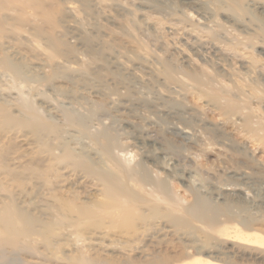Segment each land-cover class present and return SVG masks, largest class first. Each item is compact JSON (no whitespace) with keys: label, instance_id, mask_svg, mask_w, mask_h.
I'll list each match as a JSON object with an SVG mask.
<instances>
[{"label":"rangeland","instance_id":"obj_1","mask_svg":"<svg viewBox=\"0 0 264 264\" xmlns=\"http://www.w3.org/2000/svg\"><path fill=\"white\" fill-rule=\"evenodd\" d=\"M5 215L29 264H264V0H0Z\"/></svg>","mask_w":264,"mask_h":264},{"label":"bare ground","instance_id":"obj_2","mask_svg":"<svg viewBox=\"0 0 264 264\" xmlns=\"http://www.w3.org/2000/svg\"><path fill=\"white\" fill-rule=\"evenodd\" d=\"M109 188V196H105L107 199H110L111 196H114L112 194V191H114V187L112 188V186H108ZM113 199L112 201H106V200H100L97 201V203L95 204V207H98L102 210L106 209V208H112V212H113V217H123L122 219H124L125 222H123V226H127L126 221L129 223V221H131L134 217H136V215H134V213H132V210L129 209V206L131 205L130 203H128V201L125 199H121V198H111ZM61 199L59 198V201ZM124 202V203H123ZM56 211L58 213H60L63 216H66L67 218H69V214L72 211H75L76 213V218L75 220H69V223L72 224V222H76L77 221H81V216L87 217L90 215H93L92 212L97 213V211L95 210H90V209H81L80 207H78L77 205H74L73 203H63V202H59L57 204V209ZM98 214V213H97ZM81 215V216H80ZM3 226H2V231L0 233V253L4 252H9L15 255V257L13 258L14 260H16V264H29L28 261L23 260L20 258L19 256V252H23V251H32V252H37V254H44V252H41L39 250H36L35 247H32L30 245H28L27 243V239L26 237H28L30 234H32L33 231H31L29 227V221L30 219H24V224L20 225L19 227L15 225V220L19 221L20 218H22L21 216H16L14 218V216H8L5 215L3 216ZM32 223V222H31ZM63 223L62 220L56 221L54 223H51L52 227H49V224H47L45 227V230H43L41 233L38 234H42V237L47 239V244L50 245V239H52L53 233L50 232V229L53 227H56L55 225L61 224ZM46 255V253H45ZM67 260V264H79V258L77 256H69L67 258H65Z\"/></svg>","mask_w":264,"mask_h":264}]
</instances>
